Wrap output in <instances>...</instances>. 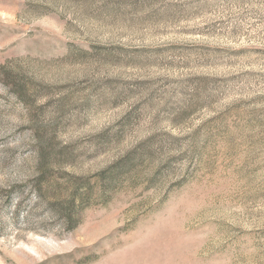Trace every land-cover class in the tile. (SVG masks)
<instances>
[{"label":"rangeland","instance_id":"rangeland-1","mask_svg":"<svg viewBox=\"0 0 264 264\" xmlns=\"http://www.w3.org/2000/svg\"><path fill=\"white\" fill-rule=\"evenodd\" d=\"M0 264H264V0H0Z\"/></svg>","mask_w":264,"mask_h":264},{"label":"trees","instance_id":"trees-1","mask_svg":"<svg viewBox=\"0 0 264 264\" xmlns=\"http://www.w3.org/2000/svg\"><path fill=\"white\" fill-rule=\"evenodd\" d=\"M4 69L1 70L3 74L5 73ZM21 94L20 96H22ZM55 150L53 149V161L52 159H45L39 165V179L36 182L35 191L40 196L52 193L54 194L53 197L58 198V211L68 229H73L82 222V211L87 206H90L92 200L96 199L103 204L107 203L113 196V193L125 181L132 178L131 172L135 165L136 153L128 154L113 166L99 173L95 181L85 180L80 177H69L65 184L56 189L53 187V180L50 181L46 177L53 171V167L61 166V161L65 162V160L70 158V155L69 153L57 152ZM51 176L49 175V177Z\"/></svg>","mask_w":264,"mask_h":264}]
</instances>
